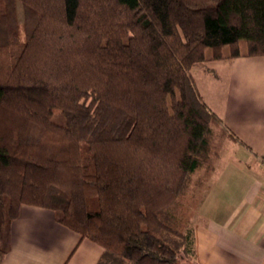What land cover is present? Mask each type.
Listing matches in <instances>:
<instances>
[{
    "label": "trees",
    "instance_id": "trees-1",
    "mask_svg": "<svg viewBox=\"0 0 264 264\" xmlns=\"http://www.w3.org/2000/svg\"><path fill=\"white\" fill-rule=\"evenodd\" d=\"M258 56L264 0H0V262L30 206L98 264H195L193 213L229 137L190 73Z\"/></svg>",
    "mask_w": 264,
    "mask_h": 264
},
{
    "label": "crops",
    "instance_id": "crops-1",
    "mask_svg": "<svg viewBox=\"0 0 264 264\" xmlns=\"http://www.w3.org/2000/svg\"><path fill=\"white\" fill-rule=\"evenodd\" d=\"M190 75L229 137L191 222L194 262L264 264V56L209 61ZM199 76L209 78L206 85ZM5 245L0 264H98L105 256L53 212L30 206L11 223Z\"/></svg>",
    "mask_w": 264,
    "mask_h": 264
},
{
    "label": "rangeland",
    "instance_id": "rangeland-1",
    "mask_svg": "<svg viewBox=\"0 0 264 264\" xmlns=\"http://www.w3.org/2000/svg\"><path fill=\"white\" fill-rule=\"evenodd\" d=\"M18 19H19V21H21V12H20V10H18ZM240 47H241V51H244V49H245V45H244V43H241V45H240ZM210 55V50H207L206 51V56L208 57ZM209 67V66H208ZM207 67V68H208ZM206 67H204V69H205ZM204 69H200V70H204ZM208 71V70H207ZM202 72V71H201ZM208 76V75H207ZM194 77V76H193ZM199 80H200V84H202V85H206V83L209 81V78H202L201 76H199ZM208 80V81H207ZM192 83H193V79H192ZM216 85V87H215V90H217V94H218V96L220 97V95L219 94H221L222 93V86L219 84V83H217V84H215ZM193 86H194V88H195V84L193 83ZM214 92V91H213ZM212 94V93H211ZM219 100V99H218ZM204 103V105L205 106H207V103H205V101L203 102ZM207 108V107H206ZM59 120V117L58 116H54L53 117V121H58ZM196 210V209H195ZM195 210H194V213H195ZM194 213H193V215H194ZM192 219H193V217H192Z\"/></svg>",
    "mask_w": 264,
    "mask_h": 264
},
{
    "label": "built area",
    "instance_id": "built-area-1",
    "mask_svg": "<svg viewBox=\"0 0 264 264\" xmlns=\"http://www.w3.org/2000/svg\"><path fill=\"white\" fill-rule=\"evenodd\" d=\"M263 167H264V163H263Z\"/></svg>",
    "mask_w": 264,
    "mask_h": 264
}]
</instances>
